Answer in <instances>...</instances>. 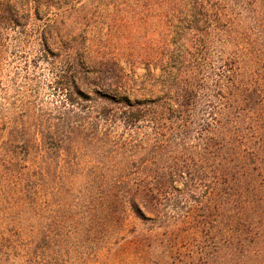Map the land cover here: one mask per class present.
<instances>
[{
	"label": "trees",
	"instance_id": "16d2710c",
	"mask_svg": "<svg viewBox=\"0 0 264 264\" xmlns=\"http://www.w3.org/2000/svg\"><path fill=\"white\" fill-rule=\"evenodd\" d=\"M23 45L61 68L55 78L69 109L48 131L57 149L90 130L101 140L102 125L111 135L109 110L97 112L104 122L74 110L84 94L119 105L127 127L143 120L152 129L147 146L182 163L121 203L156 221L191 199L192 185L172 192L186 166L171 148L190 150L208 169L197 184L214 210L204 223L214 229L223 219L231 257L264 264V0H0V61ZM117 51L142 62L143 77L130 76ZM118 183L88 185L104 196L130 187Z\"/></svg>",
	"mask_w": 264,
	"mask_h": 264
},
{
	"label": "rangeland",
	"instance_id": "374dc122",
	"mask_svg": "<svg viewBox=\"0 0 264 264\" xmlns=\"http://www.w3.org/2000/svg\"><path fill=\"white\" fill-rule=\"evenodd\" d=\"M38 51L14 47L0 61V264H244L231 257L224 220L216 219L214 229L204 223L214 210L205 184H197L208 169L190 150L171 148L184 155L186 166L172 192L185 193L192 185L191 199L180 198L175 211L156 221L121 203L127 191L141 188L144 195L152 180L182 163L168 158L170 151L164 158L147 146L152 129L143 120L138 128L127 127L119 105L84 94L74 110L83 107L98 122L104 121L97 112L109 110L111 135L102 125L101 140H92L90 130L57 149L48 131L69 106L55 78L61 68L40 60ZM117 53L130 76L143 77L142 62L133 64L127 51ZM94 178L130 187L104 196L88 185Z\"/></svg>",
	"mask_w": 264,
	"mask_h": 264
}]
</instances>
